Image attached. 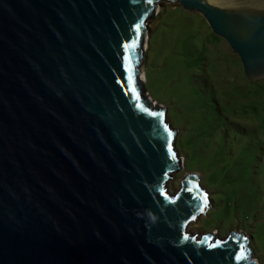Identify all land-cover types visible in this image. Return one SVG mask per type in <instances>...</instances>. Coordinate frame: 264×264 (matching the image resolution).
Masks as SVG:
<instances>
[{
	"label": "water",
	"instance_id": "obj_1",
	"mask_svg": "<svg viewBox=\"0 0 264 264\" xmlns=\"http://www.w3.org/2000/svg\"><path fill=\"white\" fill-rule=\"evenodd\" d=\"M160 1L264 79V0H0V264H255L242 233L188 230L197 174L169 190L176 130L139 76Z\"/></svg>",
	"mask_w": 264,
	"mask_h": 264
},
{
	"label": "rangeland",
	"instance_id": "obj_2",
	"mask_svg": "<svg viewBox=\"0 0 264 264\" xmlns=\"http://www.w3.org/2000/svg\"><path fill=\"white\" fill-rule=\"evenodd\" d=\"M147 36L139 76L176 130L181 159L169 190L194 173L209 198L188 230L240 232L264 264V79L249 80L230 45L179 4L158 2Z\"/></svg>",
	"mask_w": 264,
	"mask_h": 264
},
{
	"label": "bare ground",
	"instance_id": "obj_3",
	"mask_svg": "<svg viewBox=\"0 0 264 264\" xmlns=\"http://www.w3.org/2000/svg\"><path fill=\"white\" fill-rule=\"evenodd\" d=\"M214 3H225V2H228V0H210ZM158 10V9H157ZM147 39H148V36H147ZM146 47H147V42H146ZM145 47V49H146ZM141 81H144L145 80V76H144V73L142 72L141 73V78H140Z\"/></svg>",
	"mask_w": 264,
	"mask_h": 264
},
{
	"label": "snow or ice",
	"instance_id": "obj_4",
	"mask_svg": "<svg viewBox=\"0 0 264 264\" xmlns=\"http://www.w3.org/2000/svg\"><path fill=\"white\" fill-rule=\"evenodd\" d=\"M149 2L151 3V0H149ZM137 32H139V25H137ZM167 130V129H166ZM169 136H171V133L169 132ZM206 203H207V197H206V195H205V199H204V205H206ZM201 211H203L204 210V208L203 207H201V209H200Z\"/></svg>",
	"mask_w": 264,
	"mask_h": 264
}]
</instances>
